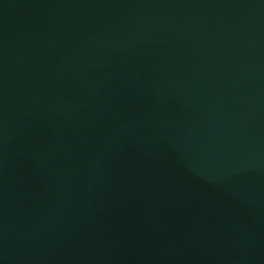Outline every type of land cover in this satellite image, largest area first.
<instances>
[{"label":"water","instance_id":"95a60500","mask_svg":"<svg viewBox=\"0 0 264 264\" xmlns=\"http://www.w3.org/2000/svg\"><path fill=\"white\" fill-rule=\"evenodd\" d=\"M0 264H264V0H0Z\"/></svg>","mask_w":264,"mask_h":264}]
</instances>
